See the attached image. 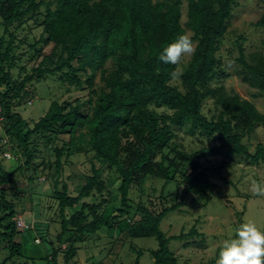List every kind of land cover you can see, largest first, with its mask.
Instances as JSON below:
<instances>
[{
    "label": "trees",
    "instance_id": "16d2710c",
    "mask_svg": "<svg viewBox=\"0 0 264 264\" xmlns=\"http://www.w3.org/2000/svg\"><path fill=\"white\" fill-rule=\"evenodd\" d=\"M182 3L0 0V85L5 87L0 89V141L8 138L0 145V244L7 252L0 264H14V258L23 256L24 231H37L34 241L51 246L44 258L52 264H59V255L63 264H72L79 243L108 230L113 238L114 229L121 242L155 238L152 264H180L171 239L200 233L193 227L187 235L167 237L162 222L168 214L189 198L207 206L218 190L212 175H221L232 158L264 162V144L251 152L244 142L258 126L264 127V113L222 84L213 85L228 76L218 54L238 0H187L184 23ZM28 19L43 30L33 42L22 39L34 51L32 67L28 72L22 66L24 76L14 78L16 31ZM255 25L264 29V13ZM188 30L198 47L179 69L183 75L176 82L169 73L179 65L164 64L158 56ZM244 39L241 34L235 42L238 73L257 89L255 97L264 98V51L246 54ZM43 41L48 50L38 47ZM56 73L87 91L86 96L75 102L55 100L44 116L29 122L15 107L35 97L29 89L35 78ZM210 99L214 108L209 113L205 107ZM182 129L202 142L216 139L219 144L187 151L177 140ZM11 152L15 164L7 167L4 160ZM215 153L231 159L218 166L201 161ZM80 154L88 168L85 182L73 191L64 167ZM149 178L164 184L146 203L132 193ZM30 182L48 187L40 191ZM26 198L35 211L33 221L21 228L17 222L26 213ZM134 250V264H139L143 250Z\"/></svg>",
    "mask_w": 264,
    "mask_h": 264
},
{
    "label": "rangeland",
    "instance_id": "374dc122",
    "mask_svg": "<svg viewBox=\"0 0 264 264\" xmlns=\"http://www.w3.org/2000/svg\"><path fill=\"white\" fill-rule=\"evenodd\" d=\"M182 2V22L184 23L187 19V0H182ZM263 13L264 0H238L218 54L223 69L225 70L228 67V62H231V67L229 70H225L228 74L226 78H221L220 81H213V85L222 84L229 92H236L243 98L250 100L262 113H264V98L255 97L253 92L257 89L250 86L238 73L240 63L236 58L240 52L235 42L238 36L242 34L245 36L243 48L246 54L264 51V29L255 25ZM42 28L41 25L34 23L33 19H28L16 31L18 37L15 41L14 53L18 59L11 71L14 78H22L24 76L25 72L21 74L20 70L22 66H26L28 72L31 71L32 62H30V57L34 51L25 42L26 40L33 42L35 38L40 37ZM3 32V25L0 23V34H3ZM188 33L190 35L192 31L188 30ZM22 39H25V42ZM42 45L45 50L50 48V45L44 44V41L38 47ZM189 58L190 56L182 58L179 64L180 70L183 69V64ZM108 63H112V61L109 60ZM60 75L61 73L45 75L39 80L35 78L29 84L31 94L35 97H32L29 103L16 106L15 109L26 120L31 122L44 116L51 103L55 100L75 102L80 99L82 101L81 98L86 96L87 91L76 88L74 84L62 80ZM175 81L180 82L178 79ZM4 88L3 85H0L1 90ZM213 106V100H208L205 107L206 111L210 113L209 110H213ZM177 140L187 151L219 144L216 139L202 142L198 135H193L183 129L178 131ZM244 142L249 146L250 151L254 152L258 143L264 144V127L258 126L251 135L244 138ZM41 147L45 149L44 145H41ZM49 154L54 160V153L51 152ZM13 158L14 153L11 152V156H7L4 160V164L7 167L14 165L15 161ZM230 159L229 155L215 153L213 155L205 154L201 161L208 166H218ZM84 160L85 155H76L72 158V162L64 167L65 175L67 177L70 176L67 180L73 191L85 182L83 173L88 167L82 163ZM44 178L45 175H42L41 181ZM212 178L218 184V190L207 206L196 203L189 198L185 205L176 211L170 212L162 222V229L167 237L178 236L181 233L187 235L193 227L200 233L192 236L187 235L184 238L171 239L170 247L175 255L178 256L180 264H216L218 250L222 242L233 236L234 230L245 220L255 222L259 228L264 230V197L256 196L250 191L253 180L264 182V162L251 164L245 159L236 156L232 158L230 164L223 168L221 175L213 174ZM27 183L28 180L24 181L23 185L26 186ZM30 184L40 191L48 187L42 186L38 182H30ZM163 184L164 182L161 180L149 178L143 184L142 189L136 186L132 195L134 198L142 195L143 201L146 202L149 197L155 198L160 194ZM34 199L37 203V198L35 197ZM23 207L26 213L23 214L22 218L28 225L30 221H33L32 217L35 209L33 210L32 206L30 207L28 198H26ZM57 220H59L58 217ZM50 231L51 237L54 239V233L52 230ZM109 232L108 230V234L104 233L103 236L99 234L91 235L89 239L79 243L80 248L77 255L73 258L72 264H134L137 257L135 248L143 250L139 264H152L151 250L158 245V241L155 238H133L126 242H121V238L117 237V229L113 230V238L109 237ZM36 233L37 231H24L22 233L23 256L14 258L12 260L14 264H52V262L44 258L48 253H51V246L46 241L41 244L36 243L34 241ZM114 237L118 238L117 240L119 241L115 242ZM131 246L134 249H131ZM6 254V250L1 248L0 244V261L3 260ZM29 257H35V259ZM40 257L43 258L41 259ZM58 262L59 264L64 262L60 255Z\"/></svg>",
    "mask_w": 264,
    "mask_h": 264
},
{
    "label": "clouds",
    "instance_id": "9594fccd",
    "mask_svg": "<svg viewBox=\"0 0 264 264\" xmlns=\"http://www.w3.org/2000/svg\"><path fill=\"white\" fill-rule=\"evenodd\" d=\"M197 47L192 37L183 33L162 49L158 59L164 64L179 65L182 58L194 55ZM230 67L231 62H228L225 70ZM169 75L176 80L183 73L177 68ZM250 191L256 196L264 197V182L253 180ZM216 264H264V230L255 222L245 220L234 230L233 236L222 242Z\"/></svg>",
    "mask_w": 264,
    "mask_h": 264
},
{
    "label": "built area",
    "instance_id": "2783aa9c",
    "mask_svg": "<svg viewBox=\"0 0 264 264\" xmlns=\"http://www.w3.org/2000/svg\"><path fill=\"white\" fill-rule=\"evenodd\" d=\"M0 110H1V108H0ZM6 142H8V138H7V137H5L4 139H1V141H0V145L3 144V143H6ZM6 155H7L8 157H10V156H11V153H7ZM17 224H18V226L21 227V228H26V227H28L27 223H26L23 219H19L18 222H17Z\"/></svg>",
    "mask_w": 264,
    "mask_h": 264
}]
</instances>
